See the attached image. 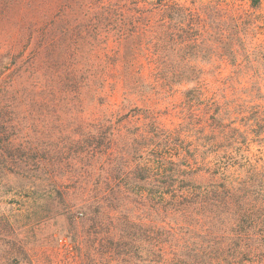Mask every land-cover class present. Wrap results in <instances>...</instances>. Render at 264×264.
<instances>
[{
	"label": "trees",
	"instance_id": "16d2710c",
	"mask_svg": "<svg viewBox=\"0 0 264 264\" xmlns=\"http://www.w3.org/2000/svg\"><path fill=\"white\" fill-rule=\"evenodd\" d=\"M263 4L0 6V264H264Z\"/></svg>",
	"mask_w": 264,
	"mask_h": 264
},
{
	"label": "rangeland",
	"instance_id": "374dc122",
	"mask_svg": "<svg viewBox=\"0 0 264 264\" xmlns=\"http://www.w3.org/2000/svg\"><path fill=\"white\" fill-rule=\"evenodd\" d=\"M60 1L61 0H0V6L5 7V9H7L3 14L7 18H9L10 16L11 17L9 18L10 21L22 20L23 22H28V23L35 22L36 23V21H41L44 18L52 17L56 11L53 7H55ZM262 10L264 13V4L262 7ZM9 28L11 29L13 28V25L11 22H9ZM107 92L109 93L110 91L108 90ZM181 99H182L181 95H177L176 98L174 99V102H179ZM116 101L118 100L116 99ZM165 106L167 109L169 105H165ZM166 109L164 110L165 112L167 111ZM169 111H167L163 115L166 125L170 127L172 126V123L173 124L178 123V122L180 123V121L176 117L172 115H169V116L167 115ZM252 152H253V156H256V158L261 159L260 165L264 166V142L261 143L260 145L259 144L252 145ZM6 196L7 194H5V192L3 193L0 190V201L4 199V197ZM10 196L11 195H9L8 197ZM59 220H62V219H59ZM56 229L65 230L66 226L63 225L62 221H57V222H52L51 225L48 227V230L51 232Z\"/></svg>",
	"mask_w": 264,
	"mask_h": 264
}]
</instances>
